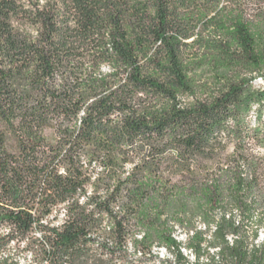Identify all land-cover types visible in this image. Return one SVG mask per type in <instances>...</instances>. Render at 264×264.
<instances>
[{"label": "trees", "instance_id": "16d2710c", "mask_svg": "<svg viewBox=\"0 0 264 264\" xmlns=\"http://www.w3.org/2000/svg\"><path fill=\"white\" fill-rule=\"evenodd\" d=\"M259 78L264 0H0V264H264Z\"/></svg>", "mask_w": 264, "mask_h": 264}, {"label": "rangeland", "instance_id": "374dc122", "mask_svg": "<svg viewBox=\"0 0 264 264\" xmlns=\"http://www.w3.org/2000/svg\"><path fill=\"white\" fill-rule=\"evenodd\" d=\"M255 84L256 86H261V85H264V79H257L255 81ZM252 122H254V119H252ZM255 151H258L260 152L261 155L264 156V149H256ZM264 208V207H263ZM263 234H264V230L260 229V232H259V239L261 240V238L263 237ZM178 237L180 239H185V235L183 232L179 233ZM155 252L158 253L159 255V258H166L167 256L169 257V260H170V264H173V261H172V258L171 256L168 255V253L165 251V249L163 247H159V248H154ZM184 253L187 255V257L189 258V260H193V256L191 255V253H189V251L187 249H184ZM159 258L158 259H152V260H148L146 261L145 263L146 264H159ZM165 264H169V263H166Z\"/></svg>", "mask_w": 264, "mask_h": 264}]
</instances>
